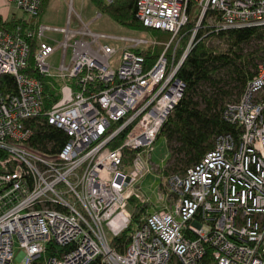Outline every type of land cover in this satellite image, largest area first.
I'll list each match as a JSON object with an SVG mask.
<instances>
[{
	"label": "built area",
	"instance_id": "2783aa9c",
	"mask_svg": "<svg viewBox=\"0 0 264 264\" xmlns=\"http://www.w3.org/2000/svg\"><path fill=\"white\" fill-rule=\"evenodd\" d=\"M116 1L102 0L105 6ZM7 3L32 25L36 69L58 83V99L45 111L43 84L23 73L30 45L18 32L0 31V77H13L17 89H0V264H91L97 258L105 264H264V62L241 100L224 111L240 128V140L219 136L198 165L166 177L163 207L141 219L124 253L109 245L131 224L130 200L150 202L139 185L151 174L153 147L184 95L177 73L196 37L264 28V0H138L144 28L172 35L150 69L141 52L160 43L94 33L101 14L85 23L69 3L66 27L52 28L39 21L42 0ZM193 12L197 24L176 64L178 44L171 59L167 53ZM42 115L68 137L57 157L28 146V123ZM122 135V146L113 150ZM50 243L65 251L46 257Z\"/></svg>",
	"mask_w": 264,
	"mask_h": 264
},
{
	"label": "trees",
	"instance_id": "16d2710c",
	"mask_svg": "<svg viewBox=\"0 0 264 264\" xmlns=\"http://www.w3.org/2000/svg\"><path fill=\"white\" fill-rule=\"evenodd\" d=\"M102 14L120 27L131 32H145L143 24L137 17L138 0H118L111 6H103L101 0H89ZM51 0H42L40 19L44 17ZM198 14L193 12L189 24L181 31L172 45L169 59L172 58L175 46V63L178 64L192 38ZM31 27V28H30ZM0 31L16 34L30 45V58L24 74L38 79L44 86V96L47 97L45 111L57 101L56 91L58 83L39 74L35 65L37 41L29 38L33 32L32 25L20 19L2 20ZM159 38L165 35L160 31H152ZM169 37H165L168 40ZM196 45L184 60L177 79L185 84L184 95L174 108L161 132L159 138L167 142L171 160L163 169L165 176L184 175L187 170L198 165L215 147L219 136L231 135L236 142L240 140L239 127L224 119V111L229 104L238 103L244 95L247 84L257 75L259 66L264 62V28H246L228 30L213 34L202 40L200 33L196 37ZM170 42V41H169ZM217 44V45H216ZM139 53V52H138ZM162 53V49L151 48L141 52L147 61V69L152 68ZM0 89L5 93L16 94V82L11 76L0 77ZM33 136L29 141V148L45 157H57L68 137L60 130L48 123L44 116L28 123ZM124 135L116 139L111 148L122 146ZM127 158L132 154L127 152ZM149 205H143L131 199L129 211L132 220L129 228L118 237L109 239V245L118 252L124 253L130 245L133 234L141 223V219L148 213ZM150 213V212H149ZM65 249L54 243L47 246L46 257L61 254ZM91 264H105L102 258H97Z\"/></svg>",
	"mask_w": 264,
	"mask_h": 264
},
{
	"label": "rangeland",
	"instance_id": "374dc122",
	"mask_svg": "<svg viewBox=\"0 0 264 264\" xmlns=\"http://www.w3.org/2000/svg\"><path fill=\"white\" fill-rule=\"evenodd\" d=\"M102 1V0H101ZM72 3L74 11L83 17L85 23L90 24L94 22L97 14H101L100 20L91 25V30L94 33L107 34L112 36L120 37H137L147 40L150 44L160 43V45L151 49V51L157 48L162 49L163 54L165 46L169 43L172 38L171 34H162L159 38L151 30L145 32H131L128 31L112 20H110L106 15L102 14L98 9H96L89 0H51V3L46 11L44 17L40 20L41 25L52 27V28H64L66 27V22L68 18L69 7L68 4ZM103 6L104 2H102ZM10 17L4 19V17ZM23 14L17 11L14 7L9 6L5 0H0V18L2 20H18L22 18ZM56 39L61 40L60 36H54ZM165 37H169L168 40ZM217 45V44H216ZM172 46L170 47L168 54H171ZM174 53V52H173ZM160 55V56H161ZM61 53L57 52L51 58V63L54 67L59 65ZM120 56L112 60V65L115 69L119 67ZM171 155L164 138H159L153 147V154L151 160V174L144 179L139 185L140 194L148 199L150 202L148 207V213L158 211L163 207L164 202L159 200V192H163L165 187L163 184L164 179L167 176L164 175L163 169L167 167L170 163ZM165 177H163V176ZM140 203V202H139ZM146 213V215L148 214Z\"/></svg>",
	"mask_w": 264,
	"mask_h": 264
},
{
	"label": "crops",
	"instance_id": "0c3cea01",
	"mask_svg": "<svg viewBox=\"0 0 264 264\" xmlns=\"http://www.w3.org/2000/svg\"><path fill=\"white\" fill-rule=\"evenodd\" d=\"M5 2L7 3V0H5ZM8 4V3H7ZM4 17V16H3ZM6 18H10V17H4V19H6ZM19 19V18H18Z\"/></svg>",
	"mask_w": 264,
	"mask_h": 264
}]
</instances>
